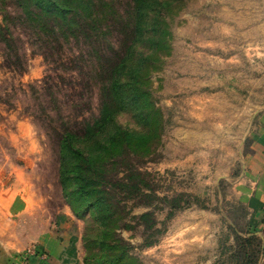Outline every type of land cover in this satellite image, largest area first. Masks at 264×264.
Masks as SVG:
<instances>
[{"label":"rangeland","instance_id":"rangeland-1","mask_svg":"<svg viewBox=\"0 0 264 264\" xmlns=\"http://www.w3.org/2000/svg\"><path fill=\"white\" fill-rule=\"evenodd\" d=\"M152 1L156 45L144 38L133 52L134 62L144 56L151 138L106 164L115 218L108 236L124 249V264H240L245 249L264 264V228L250 227L245 204L229 197L240 125L264 101V0ZM96 3V20L75 15L61 27L0 0V170H24L52 218L67 207L84 264L105 262L97 245H85L90 215L76 216L62 194L59 136L97 115L107 71L134 38L132 0ZM117 121L148 130L129 109ZM250 235L258 244L242 245Z\"/></svg>","mask_w":264,"mask_h":264},{"label":"trees","instance_id":"trees-1","mask_svg":"<svg viewBox=\"0 0 264 264\" xmlns=\"http://www.w3.org/2000/svg\"><path fill=\"white\" fill-rule=\"evenodd\" d=\"M15 1L26 19L37 24L53 20L61 27H69L74 23L75 15L89 17L93 21L99 16L97 0ZM156 8L152 0H132V46L128 53L109 67L108 82L101 89L97 115L86 120L80 129L64 127L59 136L58 180L62 194L76 216L90 215L92 223L88 229L93 234H84L85 245H97L104 264H124L125 258L124 249H117V244H113L108 236L115 218L104 177L106 164L127 150L136 152L145 148L151 138L148 131L152 129L153 120L145 110L147 92L140 82L144 56L140 53L141 60L134 62L133 52L135 45L144 38L150 41L152 47L156 45L157 24L153 23V18L158 15ZM125 109L134 112L143 125L145 122L148 130L121 125L117 114ZM138 217L145 222L150 220L151 214L145 211ZM241 239L242 245L258 244L254 235ZM248 256L245 249L242 252V259L245 260L240 264H254L252 256L251 260Z\"/></svg>","mask_w":264,"mask_h":264},{"label":"crops","instance_id":"crops-1","mask_svg":"<svg viewBox=\"0 0 264 264\" xmlns=\"http://www.w3.org/2000/svg\"><path fill=\"white\" fill-rule=\"evenodd\" d=\"M239 131L240 172L229 197L245 204L250 227L264 228V101ZM45 200L24 170H0V264L21 260L30 243L46 257L29 255L25 264H84L70 211L63 207L52 218Z\"/></svg>","mask_w":264,"mask_h":264},{"label":"built area","instance_id":"built-area-1","mask_svg":"<svg viewBox=\"0 0 264 264\" xmlns=\"http://www.w3.org/2000/svg\"><path fill=\"white\" fill-rule=\"evenodd\" d=\"M29 255H34L40 258L46 257V254L42 249H40L37 245L32 244L24 249L21 260L13 262L12 264H25Z\"/></svg>","mask_w":264,"mask_h":264}]
</instances>
